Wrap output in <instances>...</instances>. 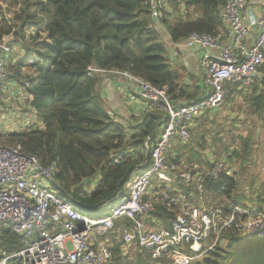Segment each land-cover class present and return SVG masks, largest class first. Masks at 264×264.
<instances>
[{
	"label": "trees",
	"instance_id": "obj_1",
	"mask_svg": "<svg viewBox=\"0 0 264 264\" xmlns=\"http://www.w3.org/2000/svg\"><path fill=\"white\" fill-rule=\"evenodd\" d=\"M225 1L173 0L171 6L178 15L172 20L173 12L169 11L160 23L167 26L175 43L186 40L194 31L217 34ZM18 6L20 12L13 10ZM28 39L35 55L32 56L33 51L30 56L27 53L17 68L31 61L28 66L34 73L20 87L29 96L38 121L7 135L0 131V143L7 138L45 163L56 162L60 195L83 211L85 207L93 208L91 216L105 215L107 205L124 191L136 166L150 161L144 143L151 137V146L161 116L158 112L147 113L129 133L109 113L97 90L99 75L88 68L93 65L124 70L154 86L165 87L173 100L184 96L178 71L170 65L166 43L152 19L149 0H0V41L11 47L16 40ZM261 72L264 73V66ZM253 97L262 110L258 103L262 97ZM39 122L43 128H39ZM252 139L251 134L242 137V148L229 156L245 163L252 152ZM217 142H221L216 151L220 156L227 146L223 141ZM126 149H132V155L114 162L115 154ZM176 162L204 164L196 149L180 153ZM204 185L229 200L239 190L234 174L226 172L217 179L206 176ZM243 191L248 193L249 188L243 187ZM237 196L245 197L239 192ZM258 197L264 199V182L259 186ZM234 202L240 203L238 199ZM155 214L159 218L165 216L160 210ZM123 223L129 224L127 220L118 222ZM21 245V238L10 228L0 235V248L9 253ZM113 251L110 264H152L148 252H137L136 258L129 261L122 258L120 245L114 246ZM166 262V258L160 260V264ZM192 264H264V238L233 234L227 246L219 245Z\"/></svg>",
	"mask_w": 264,
	"mask_h": 264
},
{
	"label": "built area",
	"instance_id": "obj_2",
	"mask_svg": "<svg viewBox=\"0 0 264 264\" xmlns=\"http://www.w3.org/2000/svg\"><path fill=\"white\" fill-rule=\"evenodd\" d=\"M172 2L149 0L151 16L158 20L157 29ZM248 7L249 0H226L220 10L230 45L223 46L219 32L194 31L184 40L186 48L201 52L199 62L208 89L199 99L177 105L165 87L154 86L127 71L93 65L88 68L100 76L123 78L133 86L131 99L145 102L148 113L161 116V131L150 147L151 137L144 143L150 161L145 160L141 169L133 171L124 191L107 205L105 215H88L60 195L56 162L45 163L18 146L0 143V235L10 228L22 244L11 253L0 248V264H110L113 239L121 244V256L145 251L153 259L166 258L170 264H192L219 245L227 246L233 234L264 238V207L207 201L208 194L213 193L204 185L205 177L217 179L225 172L232 174L224 161L214 160L208 172L196 177L194 168L170 159L179 143L191 141L194 122L224 103L227 85L252 86L261 74L264 2L259 16L247 14ZM10 51V45L0 41V97L11 89L5 86V58ZM39 125L44 126L41 122ZM132 152H117L114 162ZM177 178L191 190L170 188ZM159 201L169 215L166 224L152 218ZM125 220L129 224H118Z\"/></svg>",
	"mask_w": 264,
	"mask_h": 264
},
{
	"label": "rangeland",
	"instance_id": "obj_3",
	"mask_svg": "<svg viewBox=\"0 0 264 264\" xmlns=\"http://www.w3.org/2000/svg\"><path fill=\"white\" fill-rule=\"evenodd\" d=\"M13 10L18 12L21 11L19 6L15 7ZM162 28L163 32H161V34L163 36L164 33L166 36V34L168 33V28L166 26H163ZM32 29L33 28H31L29 32L32 31ZM33 49L34 46L31 40H16L15 45L11 46V51L5 58L8 70L5 86H11V89L7 92L4 91L3 95L0 97V131L5 135L9 134L12 131L30 128L34 119L35 121H38V117L35 116L34 118L33 116L34 112L30 106L27 94L20 87V85H22V83L26 81V77L32 76L34 73L32 68L28 66L31 61L27 62V65L17 68L21 61L24 60V58L30 52L33 51V53L31 54H33L32 56L35 55ZM230 99H233V97H231L227 93L225 101H229ZM225 106L226 104L224 102L220 107L217 108L222 109L219 111V114L215 118L204 119V116L210 114V112L199 117L196 121L198 122L199 120H201L199 122H206V124L200 123L196 128H194L191 141L188 144L179 143L177 145V150L179 153H183L186 152V150L189 151L190 149L198 148L197 152L205 157L208 153L210 156V163H204V165H206L204 169H202L203 167L201 168V174H205L204 172L210 169L211 162L215 158L228 160L227 162H225V164L229 166V171L234 174L235 178L237 179L239 190L237 189V191L234 192V196H232L230 200L225 197L217 196L215 194H208L207 201L210 200L212 203H224L226 201L231 202L238 199L240 203L256 204L258 206L264 207V199L258 197L259 186L264 181V129L259 128L257 125H254L255 127H257V130L253 128L248 129L244 125H241L240 127L233 126L232 121L237 122L242 120L240 119V116L242 115L241 111L243 112V110L241 107L236 109L232 105L228 108H226ZM232 111H235V114L231 113ZM245 115H247L248 118H252V115L247 111L246 113H244V116ZM42 127V125H39V128ZM231 127L233 128L231 129ZM237 133H240V135L237 136ZM247 133L252 134L253 143L251 155L247 158L246 162H242V159L240 158V160L236 156H233V158L227 157V155H231L232 153H234L235 150L238 151L242 148V144H240V141L243 136L247 135ZM4 138H6V136H4ZM217 141H223L229 144L228 147H226L225 153H222L220 156H217L216 151L219 146H221V142ZM2 143L14 146L10 141H8L7 138ZM188 166L190 168H194V166L192 165ZM177 179L178 180L173 183V188H178L180 185L183 186V184L180 182V178ZM243 187L249 188V192L247 193L243 191ZM170 188H172V186ZM153 192L154 190H151V194ZM238 192L242 193L245 197H238ZM82 209H85V211L87 212L81 209L80 210L87 213L88 215H90V213L94 211L93 208L89 207H85ZM156 210L162 211L165 216H161L162 218H159L160 216L155 214L153 215V217H156L158 220H161L164 224H166L169 219V215L165 210L162 201H159L156 206ZM158 214L161 213L158 212ZM113 243L114 246L121 245L115 239H113ZM129 253L134 254L135 252L129 251ZM122 258L133 261L136 256H122ZM150 258L152 264H160V260L153 259L152 257ZM166 264H170V262L167 260Z\"/></svg>",
	"mask_w": 264,
	"mask_h": 264
},
{
	"label": "crops",
	"instance_id": "obj_4",
	"mask_svg": "<svg viewBox=\"0 0 264 264\" xmlns=\"http://www.w3.org/2000/svg\"><path fill=\"white\" fill-rule=\"evenodd\" d=\"M264 0H249V7L247 10V14H253L255 16H259L261 14V6L263 4ZM173 7H169L166 11L167 12H173V18L178 15V12L176 10L173 11ZM183 11V10H182ZM196 17V16H194ZM153 19V18H152ZM222 22V20H221ZM160 25L165 27L166 25H163L160 23ZM155 26H157V23H155ZM160 28V34L163 32V28ZM167 27V26H166ZM168 31V30H167ZM220 34H222V42L223 46H228L231 44V39L229 37V30L228 28L223 24L220 28L219 31ZM162 36V34H161ZM167 36V37H166ZM163 33L162 39L166 43L167 46V56L170 65L172 66L173 69L178 71L179 77H180V87L183 88V94L184 96L173 100L175 104H184L187 102H190L192 100H196L201 98L205 91L208 89V86L205 82L204 78V73L203 70L200 66V56L201 52L198 49L195 50H190L186 48L185 42H179V43H171L170 41V36L169 32L166 34ZM99 83L97 85V90L99 91L101 97L103 98L105 104L107 105V108L111 115L115 117V120L122 123L127 131L129 133L132 132V127L138 123H140L148 113L146 111L147 105L145 102L137 99V100H132L131 99V91L133 90L132 85H127V82L124 81L123 78L116 77V76H100L99 75ZM227 93L233 97V99H230L229 101H224L226 104V108L230 107L231 105L238 109L239 107L242 108L243 112L241 111V116L240 119L241 121H232L233 126L240 127L241 125H244L248 129H256L254 125H257L259 128L264 129V73L261 72V74L258 75L256 79V83L252 86H243V85H227L226 86V96ZM28 96V95H27ZM253 96H261L262 99L258 101V103H261L262 105V110L255 105L257 103V100ZM29 100V96L27 97ZM236 98V100H235ZM226 99V98H225ZM220 109H215L207 112L205 118H215L219 114ZM228 110V109H227ZM250 113L252 115V118H248L247 115L244 116V113ZM231 113L235 114V111H232ZM201 121V120H199ZM194 122L193 129L196 128L200 123L206 124V122ZM233 127H231L232 129ZM162 127L161 125L158 128V133L161 131ZM192 129V132H193ZM254 132V131H253ZM250 133H247L246 136H248ZM240 135V133H237V136ZM252 135V134H251ZM243 136V137H246ZM211 137V136H210ZM253 138V137H252ZM221 145V144H220ZM225 145L228 147V143H225ZM132 150V149H131ZM198 151V148H196ZM225 153V152H224ZM179 152L176 148V152H174V155H170V159H175V161L178 160L179 158ZM201 155V154H200ZM202 160L204 163L208 164L210 163L209 161V154L207 153L206 157L202 156ZM227 157H230L227 155ZM214 160H221L224 162H227V159H214ZM212 160V162L214 161ZM145 160L142 161V163L138 164L136 166V169H141L143 167ZM211 162V167L213 163ZM198 164H194V170H195V176L199 177L203 174H201V168L204 169L205 165L204 164H199L200 162H197ZM185 164V163H181ZM187 165V164H185ZM188 166V165H187ZM135 169V170H136ZM209 169V170H210ZM134 170V171H135ZM208 172V170L206 171ZM204 172V173H206ZM95 182L97 179L94 180ZM264 182V181H263ZM262 182V183H263ZM184 186V185H183ZM179 186L178 188H173L172 184V189L174 190H180L185 192V188L188 189L191 187L190 186ZM189 189V191H190ZM153 219H157L156 217H153Z\"/></svg>",
	"mask_w": 264,
	"mask_h": 264
},
{
	"label": "water",
	"instance_id": "obj_5",
	"mask_svg": "<svg viewBox=\"0 0 264 264\" xmlns=\"http://www.w3.org/2000/svg\"><path fill=\"white\" fill-rule=\"evenodd\" d=\"M154 23H158L157 18L153 17ZM167 37V36H166ZM171 40V39H170ZM171 43L173 42L172 40L170 41ZM174 43V42H173ZM110 113V112H109ZM111 114V113H110ZM149 155V151L147 152V156Z\"/></svg>",
	"mask_w": 264,
	"mask_h": 264
}]
</instances>
